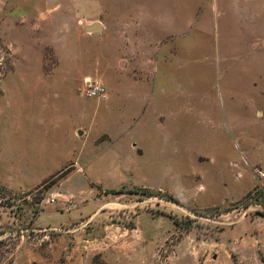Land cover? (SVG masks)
<instances>
[{"label": "rangeland", "instance_id": "374dc122", "mask_svg": "<svg viewBox=\"0 0 264 264\" xmlns=\"http://www.w3.org/2000/svg\"><path fill=\"white\" fill-rule=\"evenodd\" d=\"M158 1L160 6L132 0L125 8L138 23L130 22V28L138 27L140 19L175 14L170 0ZM197 2L196 29L185 37L116 38L109 34L115 7L108 0H0V41L10 52L0 66V113L19 102L17 95L26 88L21 84L28 81L37 84L32 101L38 112L60 101L73 112H107L109 102L98 105L99 98L87 96V83L107 81L110 63H119L120 56L150 65L155 55L145 48L174 45L177 53L169 69H162L182 98L175 153L185 157L180 165L173 156L150 161L157 173L149 181L116 189H148L151 195L106 194L110 190L102 187L91 194L71 182L61 191L29 194L0 187V264H90L97 254L106 264H205L210 241H227L224 231L230 224L244 215L247 221L261 217L256 212L264 213V198L257 205L241 200L255 186H264V78L241 84L229 69L240 71V56L259 62V47L240 55L235 7H219L213 14L214 0ZM255 21L246 24L260 31ZM95 23L103 27L100 34L85 31ZM256 69L264 72V64ZM65 80L70 82L64 92L43 95L50 88L44 84ZM114 184L121 183H104ZM215 184L228 198L224 205L198 210L185 203L200 204L204 192L195 191ZM256 227L264 234V223ZM243 256L245 264H257L252 250Z\"/></svg>", "mask_w": 264, "mask_h": 264}, {"label": "crops", "instance_id": "0c3cea01", "mask_svg": "<svg viewBox=\"0 0 264 264\" xmlns=\"http://www.w3.org/2000/svg\"><path fill=\"white\" fill-rule=\"evenodd\" d=\"M108 1L115 7V11L110 13V22L115 23L110 25L111 37H185L196 29L197 0H170L175 10L173 16L151 21L140 19L138 27L133 29L129 23L137 22V19L125 8L132 6V0ZM134 1L160 6L158 0ZM219 7H227L228 10L235 7L239 14L240 55L247 54V48L257 45L260 53L259 62L258 59L249 61L240 56V71L234 73L232 69L235 68L230 67V74L240 76L241 84L249 78H264L263 69H256L260 63L264 64V0H214L211 3L212 13L215 14ZM181 9L188 15L183 19ZM252 18L258 22L260 31L247 26ZM145 49L155 55L150 65L128 63L121 56L119 63H110L108 79L100 83L104 98L96 101L98 105L109 102L107 112H73L65 109L66 102L62 101L50 103L49 109L38 112L32 101L37 92L33 87L37 84L35 81L21 84L26 88L17 95L19 102L9 111L0 113V187L14 193L29 194L50 177L68 168L66 176L50 191H61L64 183L71 182L77 184V190L95 194L96 187L116 190L135 182L149 181L147 177L157 173L155 164L150 161L167 160L173 156L178 165L184 163L185 157L175 153V144L181 137L182 98L171 88L175 80H170L166 76L169 73L162 69H169L177 49L174 45ZM119 52L116 49V53ZM64 82L44 84L50 88L45 89L43 95L49 98L58 96L66 90L70 81ZM114 104L119 108L113 109ZM85 121H88V126ZM104 183L121 184L108 186ZM201 189L199 186L194 194L204 192L200 204L185 203L198 210H210L228 201L216 184L206 191H199ZM177 197L184 201L182 196ZM263 223L262 217L247 221L244 215L237 219L224 231V234L228 233L227 241L224 237L210 241L212 248L205 257V264H245L243 255L246 250H252L257 264H262L264 234L256 226Z\"/></svg>", "mask_w": 264, "mask_h": 264}, {"label": "trees", "instance_id": "16d2710c", "mask_svg": "<svg viewBox=\"0 0 264 264\" xmlns=\"http://www.w3.org/2000/svg\"><path fill=\"white\" fill-rule=\"evenodd\" d=\"M10 56V52L9 50L2 44V42L0 41V66L1 65H6V61L8 60ZM69 169H63L62 171H60L59 173L53 175L52 177H50L47 181H45L43 184H41L38 188H36L37 190H47L49 188H51L52 186L57 185L68 173ZM97 189H99V187H96ZM125 192H130V193H134V194H144V195H151V191H149L148 189H136L134 191H126L124 189H118V190H110V191H106L105 193H125ZM168 198L173 201V202H177L176 199L174 197L168 196ZM260 198H264V186H255L253 188L252 191L248 192L241 200V202H245V201H250L253 200L254 202H251V204H256V202L259 201ZM257 205V204H256ZM238 209V207H236ZM229 208L226 210L228 212ZM193 213L195 214H199L198 210H192ZM257 215L261 216L264 218V213H259L256 212ZM261 263L264 264V259H261ZM90 264H106L104 262V260L102 259V257L97 254L94 255L91 263Z\"/></svg>", "mask_w": 264, "mask_h": 264}, {"label": "built area", "instance_id": "2783aa9c", "mask_svg": "<svg viewBox=\"0 0 264 264\" xmlns=\"http://www.w3.org/2000/svg\"><path fill=\"white\" fill-rule=\"evenodd\" d=\"M87 96L90 98H104L103 87L96 82H88ZM53 201V200H52Z\"/></svg>", "mask_w": 264, "mask_h": 264}, {"label": "water", "instance_id": "95a60500", "mask_svg": "<svg viewBox=\"0 0 264 264\" xmlns=\"http://www.w3.org/2000/svg\"><path fill=\"white\" fill-rule=\"evenodd\" d=\"M103 30V27L100 23H95L85 28V31L88 33L100 34Z\"/></svg>", "mask_w": 264, "mask_h": 264}]
</instances>
